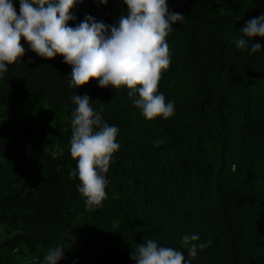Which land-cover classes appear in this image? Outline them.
Wrapping results in <instances>:
<instances>
[{
    "label": "trees",
    "instance_id": "1",
    "mask_svg": "<svg viewBox=\"0 0 264 264\" xmlns=\"http://www.w3.org/2000/svg\"><path fill=\"white\" fill-rule=\"evenodd\" d=\"M168 7L184 20L166 37L171 64L159 91L175 104L167 120H146L126 86L69 87L63 57L43 59L22 38L25 54L0 75V264H43L60 245L58 264H135L132 251L149 239L187 258L185 234L211 241L192 264H264V38L234 43L264 15V0ZM124 12L123 0H83L69 26L86 15L113 25ZM85 94L94 110L103 105L120 144L107 197L91 211L70 176L71 97Z\"/></svg>",
    "mask_w": 264,
    "mask_h": 264
},
{
    "label": "clouds",
    "instance_id": "2",
    "mask_svg": "<svg viewBox=\"0 0 264 264\" xmlns=\"http://www.w3.org/2000/svg\"><path fill=\"white\" fill-rule=\"evenodd\" d=\"M78 2L83 0H19L17 13L13 0H0V75L25 54L23 38L29 49L43 59L63 57L71 67L69 87L77 89L92 80L102 89L119 91L126 86L128 96L146 120L173 117L175 104L159 91V82L171 64L166 37L174 24L183 22L184 15L170 11L168 0H123L126 12L113 25L86 15L71 27L69 21L76 19L71 10ZM98 2L106 5L108 0ZM240 33L241 38L234 40L238 49L246 48L256 37L264 38V15L246 22ZM260 50L259 43H252V53ZM71 99L76 107L69 143L76 168L70 176L80 181L78 192L91 211L107 197L106 173L120 148L119 129L104 121L103 105L99 111L93 109L88 95H73ZM162 143L157 139L154 145ZM199 241L198 234L183 235L180 243L187 249L186 258L183 251L149 239L137 245L131 259L135 264H192L198 250L211 243ZM64 250L63 245L49 248L43 264H58Z\"/></svg>",
    "mask_w": 264,
    "mask_h": 264
}]
</instances>
